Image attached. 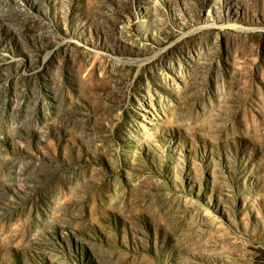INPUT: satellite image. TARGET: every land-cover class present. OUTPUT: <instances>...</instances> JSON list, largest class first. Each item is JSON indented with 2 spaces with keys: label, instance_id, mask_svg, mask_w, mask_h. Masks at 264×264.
<instances>
[{
  "label": "rangeland",
  "instance_id": "obj_1",
  "mask_svg": "<svg viewBox=\"0 0 264 264\" xmlns=\"http://www.w3.org/2000/svg\"><path fill=\"white\" fill-rule=\"evenodd\" d=\"M0 264H264V0H0Z\"/></svg>",
  "mask_w": 264,
  "mask_h": 264
}]
</instances>
